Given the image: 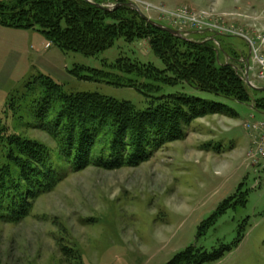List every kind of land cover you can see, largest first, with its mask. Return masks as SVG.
Segmentation results:
<instances>
[{"label": "rangeland", "instance_id": "rangeland-1", "mask_svg": "<svg viewBox=\"0 0 264 264\" xmlns=\"http://www.w3.org/2000/svg\"><path fill=\"white\" fill-rule=\"evenodd\" d=\"M95 1L109 8L132 3L148 19L171 29L165 20L178 27L199 24L239 33L253 42L256 58L264 57V0ZM204 36L187 35L192 41ZM216 40L225 51L227 43L247 56L243 39ZM119 59L164 70L148 38H118L111 48L87 57L61 52L36 30L0 26L1 121L8 133L46 147L53 156L58 155L59 142L42 128L50 122L33 114L38 94L30 89L38 75L51 78L66 95L97 93L140 111L155 97L173 93L225 106L220 115L191 121L183 127V139L151 151L136 167L89 166L73 172L62 154L57 156L63 179L51 185L40 175L43 191L28 190L24 212L18 218L14 213L0 215V264H168L190 247L212 252L238 238L237 246L204 264H264V181L254 187V170L264 157V113L187 85L145 96L127 86L136 80L133 76L115 69ZM226 60L221 53L220 61ZM244 68L233 67L242 81ZM249 81L264 88V77ZM239 187L245 204L228 209L201 231ZM23 191L27 193V188Z\"/></svg>", "mask_w": 264, "mask_h": 264}, {"label": "trees", "instance_id": "trees-1", "mask_svg": "<svg viewBox=\"0 0 264 264\" xmlns=\"http://www.w3.org/2000/svg\"><path fill=\"white\" fill-rule=\"evenodd\" d=\"M107 20L112 22L107 23ZM0 26L36 30L61 52L87 57L111 48L118 38L125 41L148 38L164 70L151 65L128 64L119 59L114 64L118 72L148 81L138 85L133 80L127 83L128 87H136L145 96H152L159 95L164 87L187 85L198 92L250 105L255 111L264 113V93L249 89L235 73L233 67H244L240 62L243 57L229 44H225L229 49L225 51L218 40L217 47L211 40L194 43L178 39L150 25L126 6L105 12L84 0H15L13 5L0 3ZM221 53L226 62L220 61ZM110 79L119 80L112 76ZM31 84L30 91L38 94L33 101L37 106L34 118L42 122L48 118L49 126L42 128L59 142V151L53 156L46 147L8 133L0 117V215L5 214L3 216L14 213L18 218L24 212V196H29L28 190L43 191L40 175L51 185L63 179L57 157L61 154L73 172L89 166L136 167L151 151L183 139V127L191 121L220 115L225 108L219 103L173 93L155 97L147 109L140 111L128 102L97 93L66 95L60 85L44 75H38ZM22 186L27 188V193ZM245 197L239 187L236 195L219 205L201 231L228 209L239 204L243 206ZM239 241L238 238L231 245L212 252L190 247L176 254L168 264L215 261Z\"/></svg>", "mask_w": 264, "mask_h": 264}, {"label": "built area", "instance_id": "built-area-1", "mask_svg": "<svg viewBox=\"0 0 264 264\" xmlns=\"http://www.w3.org/2000/svg\"><path fill=\"white\" fill-rule=\"evenodd\" d=\"M165 21H167V24H169L173 29L179 31L184 35L188 34L189 31H195L199 33L209 32L221 36L237 37L245 40L247 46L250 49V58L252 59V66H249L248 68L249 78L264 77V57L256 58V48L253 45V42L250 39H248L246 36L235 32L221 30L213 26L201 27L199 26V24H193L187 27H178L168 20ZM261 159L262 160L258 163L257 167L254 170V173L256 174V178L254 180V187H257L258 185H262V182L264 181V157H262Z\"/></svg>", "mask_w": 264, "mask_h": 264}, {"label": "water", "instance_id": "water-1", "mask_svg": "<svg viewBox=\"0 0 264 264\" xmlns=\"http://www.w3.org/2000/svg\"><path fill=\"white\" fill-rule=\"evenodd\" d=\"M86 3L92 5V6H95L105 12H111L113 10H116L118 7L120 6H126L128 7L129 9H132L134 10L135 12H137L144 20L147 21V23H149L150 25L156 27L157 29H159L160 31H163V32H167L169 34H171L172 36L178 38V39H181V40H184V41H187V42H194L196 43V41H192L190 39H188L187 35H183L182 33H180L179 31L177 30H173L171 28H168V27H165V26H162L154 21H151L150 19H148L147 17H145L140 9L132 4V3H126V4H116L114 5L113 7H104L103 5H100L98 3H95L93 1H90V0H84ZM189 34H195V35H201L202 33H199V32H191ZM188 34V35H189ZM216 36H219V35H213L212 38L208 39V40H211L214 44H216L217 46H219L218 42L216 41L215 37ZM249 61H250V49L248 47V53H247V56L246 57H243V59L240 60L241 63H244V72H243V82L245 83V85H247L249 88L251 89H254V90H257V91H260V92H264V88H257L255 86H253L251 84V82L249 81V76H248V66H249Z\"/></svg>", "mask_w": 264, "mask_h": 264}]
</instances>
